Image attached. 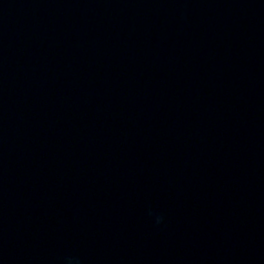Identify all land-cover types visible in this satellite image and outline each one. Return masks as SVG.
Instances as JSON below:
<instances>
[{
  "label": "water",
  "instance_id": "95a60500",
  "mask_svg": "<svg viewBox=\"0 0 264 264\" xmlns=\"http://www.w3.org/2000/svg\"><path fill=\"white\" fill-rule=\"evenodd\" d=\"M0 264H264V0H0Z\"/></svg>",
  "mask_w": 264,
  "mask_h": 264
},
{
  "label": "clouds",
  "instance_id": "9594fccd",
  "mask_svg": "<svg viewBox=\"0 0 264 264\" xmlns=\"http://www.w3.org/2000/svg\"><path fill=\"white\" fill-rule=\"evenodd\" d=\"M161 220V217H157V223H159Z\"/></svg>",
  "mask_w": 264,
  "mask_h": 264
}]
</instances>
